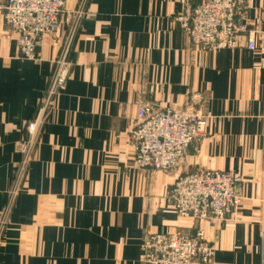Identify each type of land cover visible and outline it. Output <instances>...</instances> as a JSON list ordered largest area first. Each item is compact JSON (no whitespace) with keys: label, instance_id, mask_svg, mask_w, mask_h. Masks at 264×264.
<instances>
[{"label":"crops","instance_id":"crops-1","mask_svg":"<svg viewBox=\"0 0 264 264\" xmlns=\"http://www.w3.org/2000/svg\"><path fill=\"white\" fill-rule=\"evenodd\" d=\"M199 1L66 0L58 30L31 60L0 0V211L13 196L0 264H146L148 234L199 228L216 248L213 264H264V0H237L236 22L250 17L255 51L245 38L234 49L195 47L176 17ZM66 52V88L19 181L18 145ZM193 92L204 93L201 105L190 103ZM145 107L213 118L175 168L147 170L131 140ZM203 169L244 177L242 206L224 220L173 208L176 179Z\"/></svg>","mask_w":264,"mask_h":264},{"label":"built area","instance_id":"built-area-1","mask_svg":"<svg viewBox=\"0 0 264 264\" xmlns=\"http://www.w3.org/2000/svg\"><path fill=\"white\" fill-rule=\"evenodd\" d=\"M66 0H6L4 20L18 35L21 55L26 59H40L39 48L46 35L56 32L61 24ZM237 0H200L187 5L176 17L180 28L192 44L203 50L234 49L245 38L249 50L257 49L251 19L243 13L242 22H236ZM84 11L78 13V20ZM67 52L57 61V68L48 87L38 115L29 121V138L21 141L18 151L22 154L19 177L26 171L34 149L39 129L54 99L62 93L70 73ZM192 105L205 100L201 92L189 96ZM211 113L199 115L181 109L139 110L138 119L131 133L134 143V163L141 169L168 170L175 168L189 153L190 147L205 132ZM18 177V178H19ZM244 177L235 171L203 169L180 175L172 189L173 208L181 217L201 220L220 219L236 213L243 203L239 187ZM13 196L0 211V244L2 242ZM146 264H195L200 257L203 264H213L216 248L199 228L194 235L181 231L154 233L144 238ZM264 263V259H263Z\"/></svg>","mask_w":264,"mask_h":264},{"label":"rangeland","instance_id":"rangeland-1","mask_svg":"<svg viewBox=\"0 0 264 264\" xmlns=\"http://www.w3.org/2000/svg\"><path fill=\"white\" fill-rule=\"evenodd\" d=\"M66 7V6H65ZM221 50V49H220ZM204 94V93H203ZM190 101V100H189ZM205 101V100H204ZM186 111V110H185ZM192 113V112H191ZM213 118V117H212ZM201 137V136H200ZM33 154V150H32V153ZM242 175V174H241ZM243 176V175H242ZM18 177H19V173H18ZM21 177L18 178V180L20 181ZM174 185V184H173ZM173 187V186H172ZM179 231V230H178ZM176 232V231H174ZM174 232H162V233H174ZM158 233V232H157ZM150 234H154V233H150ZM148 234V235H150ZM143 248H144V240H143Z\"/></svg>","mask_w":264,"mask_h":264}]
</instances>
